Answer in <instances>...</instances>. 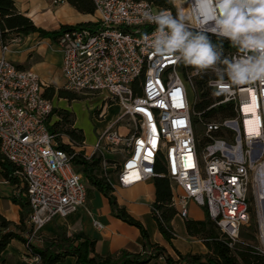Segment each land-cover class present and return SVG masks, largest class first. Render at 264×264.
Wrapping results in <instances>:
<instances>
[{
    "label": "built area",
    "instance_id": "obj_1",
    "mask_svg": "<svg viewBox=\"0 0 264 264\" xmlns=\"http://www.w3.org/2000/svg\"><path fill=\"white\" fill-rule=\"evenodd\" d=\"M90 1L95 9L93 26H72L55 42L62 56L63 88L104 96L97 110L99 120L111 106L108 102L118 107L93 145L57 141L48 129L54 109L45 97L49 85L6 59L8 44L0 46V154L14 166L29 206L24 236L27 262H40L30 250L41 242L39 230L55 218L66 219L87 202V182L73 163L77 153L85 159L99 154L105 171L111 166L104 154L121 155L112 187L126 189L166 177L177 216L187 219L188 202H194L206 210L231 246L250 222L251 191L257 212L255 249L264 254V84L217 85L211 71L198 73L156 54L143 42V35L156 29L144 18L145 12L186 15L191 29L210 33L214 14L205 0H164V8L147 0ZM211 38L216 41L214 35ZM223 47L228 56L237 51L227 40ZM202 75L213 101L199 112L196 81ZM188 91L195 93L192 105ZM204 112L217 118L203 120ZM198 124L204 129L203 145L196 134ZM85 150H93L92 155ZM93 224L100 227L97 221Z\"/></svg>",
    "mask_w": 264,
    "mask_h": 264
},
{
    "label": "trees",
    "instance_id": "obj_2",
    "mask_svg": "<svg viewBox=\"0 0 264 264\" xmlns=\"http://www.w3.org/2000/svg\"><path fill=\"white\" fill-rule=\"evenodd\" d=\"M78 13L83 15H94L95 9L90 0H65ZM154 3L160 8H164V0H147ZM88 26L91 23L79 24L76 27ZM71 26H61L58 31L45 32L33 25L29 18L20 14L12 0H0V45L4 46L13 38L20 36H28L30 34H38L41 38L56 41L58 35L66 30H70ZM213 42H216L212 38ZM207 77L198 79L196 86L200 94V103L196 109L203 112L211 104V92L206 88ZM55 94L53 88H50L45 97L51 100ZM57 98L72 102L77 100V96L64 90H58ZM53 113H58L59 121L48 126L50 133L57 132L66 134L70 140L76 145H82L85 141L83 131L75 128L74 116L65 110L57 111L53 109ZM213 113L204 112L203 120H208ZM51 115L48 118L51 117ZM230 112L224 113V116H231ZM67 127H69L67 129ZM58 129V130H57ZM57 141L60 140L57 138ZM59 147L69 154L73 151L68 147L59 143ZM102 157L94 154L90 159H85L83 153H77L73 156V163L80 168L84 180L90 187L101 193L109 202L111 214L113 217L122 222L137 228L143 240L142 252L132 254L121 251L117 255L102 256L96 253L95 241L90 239L84 233H75L67 236L63 232H59L56 239L52 240L46 248L30 246V250L34 255L39 256V264H59L63 263L67 257L75 259L76 264H264V254L259 253L251 244L244 242H235L231 246V241L220 232L216 225L209 219L205 210V219L203 221L185 220V229L190 237L200 240L207 253L203 256L198 255H181L173 249L177 256V260H173L165 248L151 244L149 236L144 226L134 218H132L123 207H119L113 196L114 189L112 187L116 180V173L119 164L108 162L115 170L105 171L101 166ZM15 168L7 162L0 154V175L12 187L16 189V194L11 197L13 204L18 205L21 209L19 225L8 222L0 215V260L1 255L7 246L13 240L25 243L24 236L28 233L26 219L29 214V206L27 200L22 196L24 188L20 185V180L14 175ZM162 167L157 166L156 173L160 174ZM154 179L155 201L151 205L153 220L155 221L159 233L164 240L171 245V241L176 238V234L171 226L172 219L176 216V210L172 207L170 182L166 177L156 176ZM163 261H159V260ZM2 264H6L3 262Z\"/></svg>",
    "mask_w": 264,
    "mask_h": 264
},
{
    "label": "crops",
    "instance_id": "obj_3",
    "mask_svg": "<svg viewBox=\"0 0 264 264\" xmlns=\"http://www.w3.org/2000/svg\"><path fill=\"white\" fill-rule=\"evenodd\" d=\"M12 1L20 14L29 18L35 27L45 32L58 31L61 26L72 27L90 23V15L78 13L65 0ZM12 40H16L17 42L15 44H9L7 42L9 46L8 51L4 54L5 58L13 62L20 69L33 71L41 80L50 85L47 91L50 88L55 90V94L51 99L53 103L54 97H57L56 91L58 90L55 85L62 84L63 86L60 70L62 56L56 42H52L47 38H41L38 34L20 36ZM0 55H2L1 49ZM114 106L111 105L107 110L104 119L109 117V120L104 127H95V125H99V121L93 120L94 125L90 126L91 128L93 126L95 127V136L104 131L109 123L112 122L115 114H111L109 110ZM74 127H79L76 121ZM95 136L91 135V140L84 133V143L93 145L96 140ZM84 152L87 156H91L93 150H85ZM104 158L109 162L117 164L122 161L121 155L105 153ZM113 189V196L118 206L125 208L126 212L132 218L139 221L146 229L150 243L165 248L173 260H177L173 249L181 255L203 256L207 253V249L200 240L188 236L184 223L186 219L178 217L177 212L171 221L176 238L171 241V245L164 240L158 231L151 212V205L155 201L154 179L139 182L126 189L119 187H113ZM15 194L16 189L10 186L0 175V215L8 222L19 225L21 209L11 201V197ZM187 209V220L203 221L205 219V210L197 206L194 202L189 201ZM94 221L100 224L99 228L94 226ZM59 232H63L67 236L80 232L84 233L95 241L96 253L102 256L117 255L121 251L138 254L142 252L143 248V240L139 230L113 217L108 200L90 186L87 189V202L84 206L66 219L55 218L39 230L41 242L36 243V247H48L51 241L56 239ZM26 255L27 252L24 243L13 240L2 253L0 264L3 262L6 264H29L26 260ZM159 261L161 262L163 260ZM59 264L76 263L74 258L67 257L63 263Z\"/></svg>",
    "mask_w": 264,
    "mask_h": 264
},
{
    "label": "clouds",
    "instance_id": "obj_4",
    "mask_svg": "<svg viewBox=\"0 0 264 264\" xmlns=\"http://www.w3.org/2000/svg\"><path fill=\"white\" fill-rule=\"evenodd\" d=\"M205 3L214 14L210 33L191 29L186 15L145 12L144 18L156 29L151 35L144 34L143 42L156 54L171 57L198 73L211 71L217 85L264 84V0ZM224 40L237 50L235 54L225 55Z\"/></svg>",
    "mask_w": 264,
    "mask_h": 264
},
{
    "label": "rangeland",
    "instance_id": "obj_5",
    "mask_svg": "<svg viewBox=\"0 0 264 264\" xmlns=\"http://www.w3.org/2000/svg\"><path fill=\"white\" fill-rule=\"evenodd\" d=\"M94 20L95 19H94L93 15L91 17H89V22H93ZM204 77H206V76L202 75L198 79H201V78H204ZM55 87L58 88V90L66 91L63 88L62 84L61 85H55ZM57 91H56V93H57ZM66 92H69V91H66ZM69 93H73V92H69ZM73 94H75L77 96V100L72 101V102H68V101L63 100V99L59 100V98L54 97V100H53L54 109L57 110V111L65 110L68 113H70L71 115H73L75 121L79 125L78 129L82 130L83 134L85 133L87 135V137L92 140L91 135L95 136L94 128L95 127H99V128L100 127H104L106 125V123L108 122V120H109L108 116H107L108 118H105L104 120L103 119L99 120L97 118V114H98L97 110L100 108V106H101V104H102V102L104 100V96L99 95V94H93V93H73ZM211 100L213 101L212 96H211ZM188 101H189L190 105L194 104V101H195V93L194 92L188 91ZM108 104L109 105H113L114 103L113 102H108ZM109 112H111V114H113V115L117 114L118 107L114 106L113 108H111L109 110ZM222 115H224V112H223ZM216 118H217L216 114H212L209 119L213 120V119H216ZM97 119L99 121V123H98L99 125L98 126L95 125V127L93 126V128H91L90 125H94L93 124V120L97 121ZM58 121H59L58 113H53L51 115L50 119H49V124L53 125L55 122H58ZM68 128L69 127H67V129ZM196 134H197L198 138H200V145H203L204 142H205V140L202 139L204 137L203 136L204 129H203V126H201V124H198L196 126ZM56 135H57V138L60 141L66 142L67 139H68L70 142H72L70 140V138L64 133L57 132ZM116 161H118V160L116 159ZM113 167L114 166H112L111 169H109L107 171H113L114 170ZM86 185H87V188H88L89 184L87 183ZM249 201H250V204H251V207H250V213H251L250 222H249L248 226L241 228V230L239 232V235H238V238H237V242L248 243V244H251L254 247H256L257 246V240H256L257 212H256L255 198H254V195H253V193L251 191L249 192Z\"/></svg>",
    "mask_w": 264,
    "mask_h": 264
}]
</instances>
